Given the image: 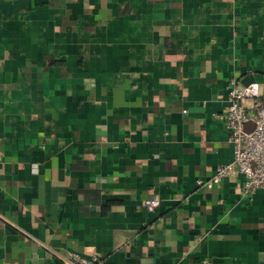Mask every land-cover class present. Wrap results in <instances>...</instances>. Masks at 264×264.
Instances as JSON below:
<instances>
[{
    "label": "crops",
    "instance_id": "crops-1",
    "mask_svg": "<svg viewBox=\"0 0 264 264\" xmlns=\"http://www.w3.org/2000/svg\"><path fill=\"white\" fill-rule=\"evenodd\" d=\"M231 79L264 93V0H0V264H264V187L198 183Z\"/></svg>",
    "mask_w": 264,
    "mask_h": 264
},
{
    "label": "built area",
    "instance_id": "built-area-1",
    "mask_svg": "<svg viewBox=\"0 0 264 264\" xmlns=\"http://www.w3.org/2000/svg\"><path fill=\"white\" fill-rule=\"evenodd\" d=\"M228 104L220 114L233 145V156L228 162L217 166L214 174L199 184L212 186L235 174L243 177L242 190L254 192L264 187V93L257 83L239 86L234 79L227 85ZM247 122L253 126L246 129ZM159 199L147 200V207L158 205ZM63 264H102L96 255L84 256L74 253L69 256L52 251Z\"/></svg>",
    "mask_w": 264,
    "mask_h": 264
},
{
    "label": "water",
    "instance_id": "water-1",
    "mask_svg": "<svg viewBox=\"0 0 264 264\" xmlns=\"http://www.w3.org/2000/svg\"><path fill=\"white\" fill-rule=\"evenodd\" d=\"M248 130V128H246Z\"/></svg>",
    "mask_w": 264,
    "mask_h": 264
}]
</instances>
